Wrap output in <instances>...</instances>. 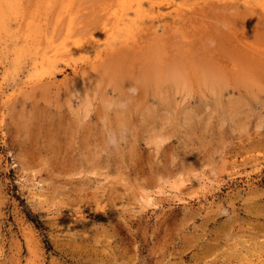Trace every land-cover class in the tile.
Returning <instances> with one entry per match:
<instances>
[{"label":"rangeland","instance_id":"374dc122","mask_svg":"<svg viewBox=\"0 0 264 264\" xmlns=\"http://www.w3.org/2000/svg\"><path fill=\"white\" fill-rule=\"evenodd\" d=\"M111 1L0 0V264H264V0Z\"/></svg>","mask_w":264,"mask_h":264},{"label":"bare ground","instance_id":"6f19581e","mask_svg":"<svg viewBox=\"0 0 264 264\" xmlns=\"http://www.w3.org/2000/svg\"><path fill=\"white\" fill-rule=\"evenodd\" d=\"M1 1H2V0H1ZM112 1H113V0H112ZM112 1H111V2H112ZM114 1H115V0H114ZM141 1H142V0H141ZM111 2H110V3H111ZM115 2H116V1H115ZM115 2H114V3H115ZM149 2H150V1H149ZM149 2H148V3H149ZM151 2H152V1H151ZM158 2H159V1H158ZM177 2H178V1H177ZM261 2H263V0H261ZM261 2H260V6H261ZM5 3H6V2H5ZM116 3H117V2H116ZM155 3H156V1H155ZM245 3H246V2H245ZM6 4H7V3H6ZM6 4H5V5H6ZM1 5H2V4H1ZM111 5H112V4H111ZM113 5H114V4H113ZM116 5H117V4H116ZM119 5H120V4H119ZM262 5H263V4H262ZM175 6H176V5H175ZM111 7H112V6H110V8H111ZM141 7H142V6H141ZM141 7H140V8H141ZM171 7H172V6H171ZM262 7L264 8V6H262ZM108 9H109V8H108ZM117 9H119V8L117 7ZM120 9H121V10H124L123 7L120 8ZM142 9H143V8H142ZM145 11H146V10H145ZM109 12H110V11H109ZM162 12H164V11H162ZM114 13H115V15H116L117 11L114 10ZM122 13H123V12H122ZM133 13H134V12H133ZM147 13H149V12L147 11ZM123 14H124V13H123ZM127 14H128V13H127ZM107 15H108V14H107ZM143 15H144V14H143ZM143 15H142V16H143ZM110 16H111V15H109V17H110ZM109 17L107 16V18H108L107 20H109ZM112 17H113V15H112ZM125 17H126V16H125ZM67 18H68V16H67ZM127 18H128V17H127ZM136 18H137V17H136ZM111 19H112V18H111ZM113 19H114V18H113ZM115 19H116V18H115ZM120 19H121V18H120ZM137 19H138V18H137ZM68 20L71 21L70 18H69ZM125 21H126V20H125ZM134 21H135V19H134ZM105 22H106V21H105ZM105 22H104V23H105ZM110 22H111V20H110ZM110 22H108V24H109ZM112 22H113V21H112ZM114 22H115V21H114ZM122 22H123V21H122ZM127 22H128V21H127ZM129 22L131 23L132 21H129ZM129 22H128V23H129ZM124 23H125V22H124ZM132 23H133V22H132ZM110 24H111V23H110ZM112 24H113V23H112ZM115 24H117V22H115ZM115 24H114V25H115ZM121 24H122V23H121ZM118 25H119V24H118ZM139 25H140V24H139ZM108 26H109V25H108ZM121 26H122V25H121ZM135 26H136V25H135ZM70 27H71V25H70ZM112 27H115V26H112ZM129 27H130V26H129ZM120 28H121V27H120ZM68 29H70V28L68 27ZM112 29H113V28H112ZM123 29H124V28H123ZM130 29H131V28H130ZM132 29H133V28H132ZM101 30H102V29H101ZM101 30H100V32H101ZM103 30L106 32V29H105V28H104ZM107 30H108V29H107ZM118 30H120V29H118ZM121 30H122V29H121ZM121 30H120V31H121ZM128 30H129V29H128ZM133 30H134V29H133ZM116 31H117V29H116ZM100 32H99V33H100ZM130 32H131V31H129V34H130ZM102 33H103V31H102ZM111 33H113V31H112ZM93 34H94V33H93ZM100 34H101V33H100ZM115 34H116V33H115ZM129 34H128V35H129ZM65 35H66V34H65ZM96 35H97V33H96ZM123 35H124V34H123ZM126 35H127V34H126ZM69 36H71V34H70ZM91 36H92V34H91ZM107 36H108V35H107ZM115 36H116V35H115ZM109 37H110V35H109ZM120 37H121V36H120ZM90 38H92V37H90ZM99 38H100V37H99ZM114 38H115V37H114ZM122 38H125V37H122ZM101 39H103V38H101ZM125 39H127V38H125ZM67 40H69V39H67ZM78 40H79V37H78ZM81 41H82V40H81ZM87 41H88V40H87ZM90 41H91V40H90ZM90 41H88V42H90ZM96 41H97V40H96ZM96 41H95V42H96ZM108 41H109V39H108ZM59 42H61V41H59ZM62 42H63V41H62ZM68 42H69V41H68ZM70 42H71V41H70ZM78 42H79V43H78ZM91 42H93V40H92ZM91 42H90V43H91ZM97 42H98V41H97ZM106 42H107V41H106ZM102 43H103V42H101V45H102ZM57 44H58V43H57ZM60 44H63V45L61 46V48L64 47V45H66V44H64V43H60ZM79 44H80V41H77V42L75 41V42L72 43V45L75 46L76 48L79 47ZM54 45H55V44H54ZM58 45H59V44H58ZM68 45H69V44H68ZM70 45H71V44H70ZM80 45H81V44H80ZM82 45H83V44H82ZM91 45H92V44H91ZM93 45H94V44H93ZM86 46H87V45H86ZM49 47H50V46H49ZM54 47H56V46H54ZM83 47H84V46H83ZM83 47H82V48H83ZM111 47H112V46H111ZM50 48H51V47H50ZM50 48H49V49H50ZM52 48H53V47H52ZM52 48H51V49H52ZM61 48H60V47H56L54 53H52L51 56L48 55L49 57H47V58L45 59V63H47V62L50 63V61H52V59H54V57L59 56V55L61 54V53L59 52V50H60ZM69 48H70V47H69ZM51 49H50V50H51ZM91 49H92V48H91ZM64 50H66V49H64ZM68 50H70V49L67 48V51H68ZM74 50H75V49H74ZM89 50H90V49H89ZM47 51H48V50H47ZM51 51H52V50H51ZM62 51H63V50H62ZM84 51H86V50H84ZM95 51H96V50H95ZM49 52H50V51H49ZM70 52H71V50H70ZM74 52H75V51H74ZM43 53H44V52H43ZM47 53H48V52H47ZM68 53H69V51H68ZM49 54H50V53H49ZM62 54H63V53H62ZM82 54H83V53H82ZM85 54H86V53H85ZM96 54H97V53H96ZM98 54H99V53H98ZM64 55H65V54H64ZM72 55H73V54H72ZM75 55H76V54H75ZM78 55H79V54H78ZM52 56H54V57H52ZM69 56H70V55H69ZM76 56H77V55H76ZM79 56H80V55H79ZM79 56H78V57H79ZM84 56H85V55H84ZM101 56H102V55H101ZM61 57H63V56L61 55ZM78 57H77V59H78ZM81 57H82V56H81ZM56 58H57V57H56ZM99 58H100V57H99ZM57 59H58V58H57ZM60 59H61V58H60ZM74 59H76L75 56H74ZM77 59H76V60H77ZM79 59H80V58H79ZM70 60H71V59H70ZM83 60H84V59H83ZM83 60H81V61L83 62ZM63 61H64V60H63ZM67 61H68V60H67ZM71 61H72V60H71ZM74 61H75V60H74ZM74 61H72V62H74ZM78 61H80V60H78ZM52 62H54V61H52ZM85 62H86V61H85ZM93 62H97V61H93ZM93 62H92V63H93ZM92 63H91V64H92ZM72 66H73V65H72ZM73 67H74V66H73ZM73 67H72V68H73ZM75 67H76V66H75ZM81 68H84V67H81ZM77 70H78V69H77ZM77 70H76V71H77ZM172 73H174V72H172ZM95 74H96V73H95ZM170 74H171V73H170ZM173 75H174V74H173ZM176 76H177V75H175L174 77H176ZM87 77H88V76H87ZM166 77H167V76H165V78H166ZM97 78H98V77H97ZM97 78H96V81H97ZM165 78H163V80H164ZM179 78H180V75H179ZM181 78H182V77H181ZM82 79H83V78H82ZM167 79H168V78H167ZM51 80H52V79H51ZM98 80H99V79H98ZM165 80H166V79H165ZM176 80H177V82L179 81L178 76H177V79H176ZM80 81H81V80H79V82H80ZM96 81H95V83L98 82V81H97V82H96ZM174 81H175V79H174ZM181 81L183 82V79H181ZM76 82H77V81H76ZM79 82H78V83H79ZM87 83H88V81H87ZM87 83H86V84H87ZM165 83H166V82H165ZM169 83H170V82H169ZM180 83H181V82H180ZM97 84H98V83H97ZM177 84H178V83H177ZM177 84H176V85H177ZM72 86L74 87V83H73ZM75 86H76V85H75ZM94 86H95V85L93 84V87H94ZM81 87H82V86H81ZM93 87H92V88H93ZM74 88L76 89L77 86L74 87ZM71 89H72V88H71ZM77 89H79V87H78ZM85 89H86V87H85ZM85 89H81V91L84 90V92H85ZM92 90L95 91L94 89H92ZM76 91L78 92V90H76ZM79 91H80V89H79ZM72 93H73V95H74V93L76 94L75 90H74V92L71 91V94H72ZM79 93H80V92H79ZM86 93L88 94V92H86ZM84 94H85V93H84ZM87 94H86V96H88ZM78 96H79V95H78ZM81 96H83V94H82ZM88 98H90V97L88 96ZM162 98H163V97H162ZM84 99H85V98H84ZM84 99H83V100H84ZM166 99H167V96H166ZM169 99H170V98H169ZM171 99H173V97H172ZM86 100H87V97H86ZM165 101H166V100H165ZM173 101H174V100H173ZM173 101H172V103H173ZM89 102H90V100H89ZM168 102H169V100H168ZM174 102L176 103V100H175ZM168 104L171 105V101H170V103H168ZM171 106H172V105H171Z\"/></svg>","mask_w":264,"mask_h":264}]
</instances>
